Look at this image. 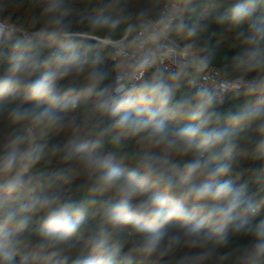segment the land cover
Masks as SVG:
<instances>
[{
  "label": "clouds",
  "instance_id": "obj_1",
  "mask_svg": "<svg viewBox=\"0 0 264 264\" xmlns=\"http://www.w3.org/2000/svg\"><path fill=\"white\" fill-rule=\"evenodd\" d=\"M29 2L34 31L0 78L10 129L0 144V264H264V0H213L216 15L191 24L156 14L153 0L135 10L134 0H90L86 32L70 19L72 0ZM225 43L238 50L217 63ZM122 60L140 80L155 69L136 100H118L127 74L112 73ZM74 95L83 103L61 111ZM229 95L241 102L225 116ZM53 160L61 167L48 179L28 177ZM75 181L86 201L69 195Z\"/></svg>",
  "mask_w": 264,
  "mask_h": 264
},
{
  "label": "trees",
  "instance_id": "obj_2",
  "mask_svg": "<svg viewBox=\"0 0 264 264\" xmlns=\"http://www.w3.org/2000/svg\"><path fill=\"white\" fill-rule=\"evenodd\" d=\"M74 4V12L70 19L73 21L74 27L77 30L80 31H87L88 30V21L89 19L95 15L94 12H92L91 8L92 5L90 3V0H72ZM169 0H153L154 6H155V12L156 14H159V12L166 7ZM149 3V0H134L133 9H137L143 6H146ZM0 4L3 5L2 8H0V20L6 21L9 24L16 27L20 32H13L9 35L3 34L0 32V54H3V58H0V78H3L7 74V70L9 67L8 63V57L12 55L14 50V45L17 41L24 40L26 36L24 35L25 32L31 33L34 31V29L31 26V17L36 12V9L32 7L29 0H0ZM216 15L215 8L213 6V0H188V3L182 13V19L186 23H207L211 20L213 16ZM179 19H176L178 21ZM174 21V22H176ZM224 26H217L215 24L212 25L211 31L220 32L223 31ZM7 35V36H6ZM215 43V40L213 41ZM177 43H180L179 40H177ZM238 49H231L228 43H225L221 45L219 49H217L216 55H217V63H220L223 61L224 57H228L230 59L231 55L234 54L235 51ZM48 54V50L44 51V54L41 56V59H43ZM106 65L111 68L112 67V61L108 60L106 61ZM44 71H47L46 68L41 67L35 74H33L30 79H36L38 78ZM155 70H149V72L146 74L145 78L140 81L136 86L129 88L124 95L118 96V100H136L138 95V89L140 85L149 79L152 72ZM117 73V68L115 67V70L113 71L112 75L115 76ZM168 73H166L167 75ZM64 82L61 81V84ZM83 87L82 84V78L81 83L77 85V90ZM190 91L188 87H182L177 94L173 97V102L180 99L183 94H186ZM194 91V90H193ZM11 103H17L18 100L14 99L12 97L6 98ZM73 99H78L81 103H83V97H77L73 96L69 98V101L66 102L65 106L62 107L61 111H66L67 108L70 106V102ZM241 98L229 95L228 102H226L222 107L221 110L227 115L229 111H235L240 106ZM42 105H46V101L40 102ZM140 107L139 103L135 105L134 108L129 107H122L119 108V111L117 112L116 116L110 117L108 119V123L111 122L112 119H115L118 117L119 114L125 111H134L135 108ZM72 114V113H69ZM170 126H179L183 127L185 126L188 121H180L179 119L169 120L168 121ZM224 124H221L220 127H224ZM8 123L5 119H0V144L4 142V139L9 132ZM67 135H62L60 137H49L47 138V142L49 144L56 143V142H63L65 139H67ZM38 143H43L44 141L41 139L37 140ZM106 147L110 148L111 146L106 142ZM134 145L130 141L125 142V147L123 148V151H131L133 150ZM123 167L130 168L132 167L131 163L128 161H125L122 165ZM61 165L57 163L55 160L51 162V164H41L38 165L36 168L32 169L31 172L28 174V177L33 180V182H37L38 180H46L48 179L54 172L59 169ZM38 173H43V175H37ZM253 177L258 178V172L255 170L251 173ZM82 184V181H75L73 184L66 186V188L69 191V195L72 196L74 199L80 200V201H86V193L85 191L79 187V185ZM252 191H255V186L251 189ZM150 194V193H149ZM261 195H264V193H261ZM262 204H264V201H261ZM85 215H84V222L86 224L93 223L94 217L93 212L95 209H88L87 204L85 203ZM40 226V218L35 217L34 223L30 226L31 227V233L25 232L24 236L27 238L25 240L26 248L23 251V254L28 256L30 258L31 256V249L30 245L32 242L36 240L35 232L39 229ZM170 228H173V230H179L182 231L183 228L176 225V222H172V224L169 225ZM124 251H127V247H125ZM177 256L179 253L176 254ZM169 264H175V259L173 257L167 258Z\"/></svg>",
  "mask_w": 264,
  "mask_h": 264
},
{
  "label": "built area",
  "instance_id": "obj_3",
  "mask_svg": "<svg viewBox=\"0 0 264 264\" xmlns=\"http://www.w3.org/2000/svg\"><path fill=\"white\" fill-rule=\"evenodd\" d=\"M178 1H180V0H169V2L166 5V7L164 9H162L159 12L158 15L173 14L175 16V18H176L177 14H176V12L174 13L173 10L177 9L180 12L183 11V8H182L183 3L182 2H178ZM0 32L3 33V34L9 35L10 33L20 32V31L16 27H14L13 25L9 24L8 22L0 20ZM24 35L26 37H29L32 34L25 32ZM161 42L164 43L165 41L162 40ZM165 63H167V61ZM130 64H131V60H122V61H119L116 64L117 73H116L115 76L120 75V74H125V73L127 74L125 76V79L127 80L126 90L123 93H121L119 96L124 95L125 92L129 88L136 86L140 81H142V80L136 78L135 74L132 72V70L130 68ZM159 67H164V66L163 65H159ZM152 70H155V69H152ZM173 70H174L173 68H169L168 72H171ZM145 76H146V74H145ZM145 76H144V78H145Z\"/></svg>",
  "mask_w": 264,
  "mask_h": 264
},
{
  "label": "crops",
  "instance_id": "obj_4",
  "mask_svg": "<svg viewBox=\"0 0 264 264\" xmlns=\"http://www.w3.org/2000/svg\"><path fill=\"white\" fill-rule=\"evenodd\" d=\"M178 2H182L183 3V6H182V8H183V11H184V9H185V7H186V5H187V3H185V0H180V1H178ZM174 11V13L176 12V14L177 13H179V10H177V9H174L173 10ZM183 13V12H182ZM179 15V14H178ZM180 16V15H179ZM180 18H182V16H180ZM180 18H177V19H180Z\"/></svg>",
  "mask_w": 264,
  "mask_h": 264
},
{
  "label": "rangeland",
  "instance_id": "obj_5",
  "mask_svg": "<svg viewBox=\"0 0 264 264\" xmlns=\"http://www.w3.org/2000/svg\"><path fill=\"white\" fill-rule=\"evenodd\" d=\"M180 10H181V9H180ZM182 12H183V11H181V12L179 11V13H177L176 18H180V16H182ZM178 14H179L180 16H179ZM180 19H182V18H180ZM6 36H7V35H6Z\"/></svg>",
  "mask_w": 264,
  "mask_h": 264
}]
</instances>
